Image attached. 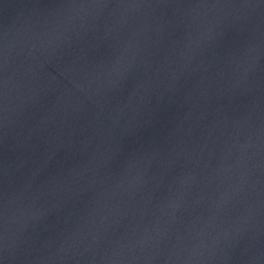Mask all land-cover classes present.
<instances>
[{"label":"water","instance_id":"95a60500","mask_svg":"<svg viewBox=\"0 0 264 264\" xmlns=\"http://www.w3.org/2000/svg\"><path fill=\"white\" fill-rule=\"evenodd\" d=\"M0 264H264V0H0Z\"/></svg>","mask_w":264,"mask_h":264}]
</instances>
